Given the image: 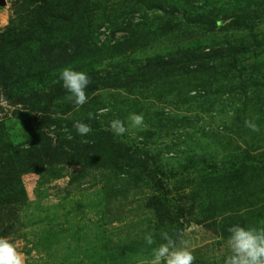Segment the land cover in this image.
<instances>
[{
  "label": "rangeland",
  "instance_id": "rangeland-1",
  "mask_svg": "<svg viewBox=\"0 0 264 264\" xmlns=\"http://www.w3.org/2000/svg\"><path fill=\"white\" fill-rule=\"evenodd\" d=\"M78 1L77 22L87 26L89 45L98 53L95 70L105 78L94 94L95 114L102 107L111 109L96 116V125L104 139L120 143L123 149H118L138 158V164L99 161L88 151L84 166L71 160L22 174L21 203L2 211V227L9 231L5 237L24 254L25 264H144L163 242L162 232L184 230L194 264H223L229 233H222V223L264 227V85L258 101L251 83L264 84V8L250 0H207L229 19L242 15L241 26L229 23L205 36H180L178 42L175 26L191 7L187 0ZM44 5L5 0L0 39L8 32L7 44L14 45V36L24 29L20 22L30 28L27 32L37 30ZM47 10L56 15L60 6ZM62 14L74 18L70 9ZM129 34L135 35L132 42L124 38ZM206 43L237 49L234 58L216 56L213 65L220 76L215 78L209 69L196 75L159 69L145 81L128 74L129 67L155 55L188 54ZM3 51L11 53L10 48ZM253 63L262 67L260 77ZM0 106L10 108L3 97ZM132 113L143 115L141 127H130ZM246 117L259 132L245 127ZM117 118L129 128L125 135L109 128ZM87 119L81 113L77 120ZM19 126L13 127L15 135L22 133ZM99 129L81 136L82 144ZM146 233L153 235L151 246Z\"/></svg>",
  "mask_w": 264,
  "mask_h": 264
},
{
  "label": "trees",
  "instance_id": "trees-1",
  "mask_svg": "<svg viewBox=\"0 0 264 264\" xmlns=\"http://www.w3.org/2000/svg\"><path fill=\"white\" fill-rule=\"evenodd\" d=\"M33 1L45 2L49 7L60 6V10L53 15L47 10V5L41 6L39 15L42 19L37 30L27 32L29 27L19 20L24 29L18 31V37L14 36L15 44L9 43L10 47L8 46V39L12 36L8 32L2 33L3 37L0 39V97L10 107L4 110L0 106V237L9 234L8 228L2 227V211L5 213L22 201V174L29 171L38 173L45 164L48 166L56 162L68 163L71 160L84 166L83 159L88 156V151H94V158L99 161L114 158L118 165L130 167L131 164H138V158L119 150L123 149L120 148V143L112 141L111 138L104 139L105 132L96 125V118L88 117L87 120L80 121L90 125L91 129L100 130L86 144H82L81 136L73 127L81 113L95 114L97 103L93 100L94 94L105 85V78L95 70L94 60L98 53L89 45L87 26L79 24L77 21L81 19L75 16L79 12V1L30 0ZM250 1L257 2V6L264 8V0ZM186 3L193 11L191 7L187 9L184 17L175 26L178 42H181L178 38L180 36L187 40L200 36V33L205 36L206 32L224 30L229 23L241 26L242 15L240 17L236 14L233 19H229L226 15H220L221 10L215 3L210 4L207 0H202L199 5L192 3V0H187ZM68 9L74 14V21L62 14ZM221 19L227 20L225 25L218 24ZM80 27L84 28V33ZM134 37L135 35L129 34L124 38L126 42H132ZM197 47V50H191L188 54L181 50L178 53L171 50L160 56L155 55L143 64L129 67L128 74L145 81L146 77L154 76L159 69H173V72L182 74L191 70L195 75L202 69H209L215 78L220 76L213 65L216 56L221 59L227 56L234 58L232 50L237 51L228 43H222L218 48L212 47L210 43ZM3 48H10L11 53L6 55ZM246 49L250 51L249 48ZM68 66L86 72L91 80L85 90L88 102L79 109L67 98L69 93L59 79L60 70ZM251 66L259 76L261 65L253 63ZM251 83L257 86L254 95L261 101V95L258 94L262 90L259 87L264 84L256 79H251ZM246 119L249 118L242 119V122ZM18 122L21 124L18 127L22 131L21 135L12 132ZM236 202L239 203L240 199ZM221 227L222 231L228 230L224 223ZM222 233L226 234V231Z\"/></svg>",
  "mask_w": 264,
  "mask_h": 264
},
{
  "label": "clouds",
  "instance_id": "clouds-1",
  "mask_svg": "<svg viewBox=\"0 0 264 264\" xmlns=\"http://www.w3.org/2000/svg\"><path fill=\"white\" fill-rule=\"evenodd\" d=\"M59 79L69 93L67 98L77 109L88 102L85 90L91 80L86 72L75 70L71 66L64 67L60 70ZM110 111L109 107H102L96 114L90 112L88 117L95 119L96 116L106 115ZM128 120L132 128H139L144 123L142 114L132 113ZM244 124L253 132L260 131L259 126L251 119H246ZM73 127L80 136H87L92 131L90 125L80 121L75 122ZM109 128L117 136L125 135L129 131L124 122L118 118L109 122ZM228 233L226 241L228 254L223 264H264V227L234 224L228 228ZM185 235L184 230L174 235L166 231L162 232L163 242L152 248L151 258L144 264H194L196 257L189 241L184 238ZM144 239L149 246L155 243L151 233H146ZM0 264H25L24 254L7 237H0Z\"/></svg>",
  "mask_w": 264,
  "mask_h": 264
},
{
  "label": "water",
  "instance_id": "water-1",
  "mask_svg": "<svg viewBox=\"0 0 264 264\" xmlns=\"http://www.w3.org/2000/svg\"><path fill=\"white\" fill-rule=\"evenodd\" d=\"M5 0H0V7L4 4Z\"/></svg>",
  "mask_w": 264,
  "mask_h": 264
}]
</instances>
